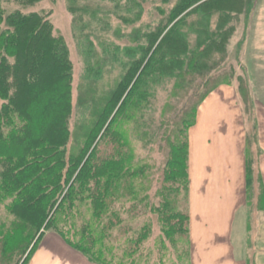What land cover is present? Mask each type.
Segmentation results:
<instances>
[{"label": "trees", "instance_id": "16d2710c", "mask_svg": "<svg viewBox=\"0 0 264 264\" xmlns=\"http://www.w3.org/2000/svg\"><path fill=\"white\" fill-rule=\"evenodd\" d=\"M14 1L31 5L41 0ZM200 1L180 0L170 23L151 32H138L137 46L125 49L128 61L121 63L124 74L105 99L83 145L71 157L66 156L72 83L68 47L46 17L21 10L6 15L0 4V98L3 100L0 105V200L11 198V209L29 219L27 223H16L8 232L0 227V255L4 264H10L16 254L21 255L18 264H23L29 244L44 224L45 230L52 228L58 215L74 209L77 203L91 206L96 221L82 228L79 241L71 240L57 226L55 232L90 261L114 264L104 254L112 252L105 241L111 237L115 220L121 216L111 201L121 198L138 201L144 194L143 184L136 182L143 168L133 165L124 121L136 119L137 112L146 106L150 86L155 82L175 78V87L179 90L197 85L214 54L222 51L232 32L224 29L229 17L227 7L242 8L246 3V0ZM192 6L191 11L181 16ZM193 12L202 15V21L188 24L187 18ZM217 14L218 24L212 29L211 21ZM192 36L195 37L193 44ZM227 84L230 83L208 90L199 106L211 92ZM199 106L190 128L196 121ZM190 111L193 109H188L181 125L189 123ZM168 122L166 129L170 131L171 120ZM173 135L176 140L172 142ZM181 136L182 126L170 132L165 182L181 183L185 168L189 178V140L185 144ZM251 173L247 154L248 185L253 180ZM164 195L159 212L169 234L175 235L182 231L183 216L174 201V190L166 189ZM140 200L144 202L146 197ZM146 229L144 226L131 245L134 251L146 237ZM16 237L19 239L13 242ZM97 242L102 247L96 248Z\"/></svg>", "mask_w": 264, "mask_h": 264}, {"label": "rangeland", "instance_id": "374dc122", "mask_svg": "<svg viewBox=\"0 0 264 264\" xmlns=\"http://www.w3.org/2000/svg\"><path fill=\"white\" fill-rule=\"evenodd\" d=\"M178 2L180 0H41L31 5H21L14 0H0L6 15L21 10L25 13L38 12L46 17L68 47L72 83L71 110L67 119V157H71L83 145L87 133L95 126L105 99L113 93L124 74L122 65L128 61L125 49L137 46L139 31L151 32L170 23ZM192 8H188L181 16ZM227 8L229 17L226 14L224 29L232 32L222 51L214 54L205 76L199 77L197 85L188 90H179L175 87V78L155 82L150 86L146 106L137 112L136 119L124 121L133 165L143 168V174L136 182L138 185L143 184L144 194L140 199L146 197V201L130 198L111 201L120 210L121 216L115 220L116 227L105 241L112 247V252L104 254L114 264L120 261L132 264L133 260L135 264H192L188 230L189 178L185 168L181 173V183L165 182L170 154L168 139L172 129L182 126L181 138L187 143L189 128L201 98L220 84L235 85L247 129L248 162L253 175L248 185L246 202L250 213V230L256 221L257 210L264 209V188L257 167L260 155L258 122L264 120V0H246L242 8ZM178 10L176 13L181 11ZM201 16L193 12L187 18L188 24L202 21ZM218 17L219 14L212 19V29L216 28ZM191 42H195L194 36ZM118 48L120 50L117 51ZM2 103L0 98V105ZM188 109L193 111L187 118L189 123L183 126L181 121ZM168 119L171 120L170 131L166 129ZM174 140L176 138L173 135L172 142ZM166 189L174 190V201L183 216L182 231L175 235L169 234L159 212L166 198ZM11 206V198L0 200V227L7 232L16 223H27L29 220L28 217H20L22 213L18 210L14 212ZM95 221L91 206L77 203L74 209L65 210L58 215L52 228L45 230L44 224L29 244L23 264H28L36 252H30L33 246L36 242H42L46 235L53 233L62 238L54 227L67 232L71 240L79 241L82 228ZM144 226L147 228L146 237L140 241L139 249L134 251L131 245L139 238ZM16 239L19 237L13 242ZM247 245L250 247L248 264H254L251 251L253 240H247ZM99 247H102L101 243L97 242L96 248ZM19 258L21 255L16 254L10 264H18ZM3 262L0 255V264Z\"/></svg>", "mask_w": 264, "mask_h": 264}, {"label": "crops", "instance_id": "0c3cea01", "mask_svg": "<svg viewBox=\"0 0 264 264\" xmlns=\"http://www.w3.org/2000/svg\"><path fill=\"white\" fill-rule=\"evenodd\" d=\"M258 171L264 188V120L258 122ZM189 237L192 264H264V209L249 229L247 129L235 85H222L199 106L189 129ZM28 264H94L59 236L44 237Z\"/></svg>", "mask_w": 264, "mask_h": 264}]
</instances>
